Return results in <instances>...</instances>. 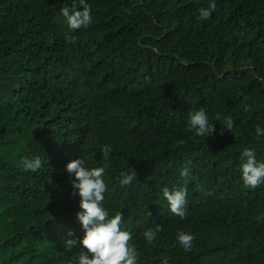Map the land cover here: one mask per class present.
<instances>
[{
	"label": "trees",
	"instance_id": "obj_1",
	"mask_svg": "<svg viewBox=\"0 0 264 264\" xmlns=\"http://www.w3.org/2000/svg\"><path fill=\"white\" fill-rule=\"evenodd\" d=\"M86 2L92 23L70 31L60 9L79 0H0V264H78L66 165L103 167L104 145L103 206L123 213L137 264H264V183L245 189L240 172L245 149L264 162V0H215L207 20L210 0ZM200 108L207 138L187 127ZM35 157L42 167L26 171ZM184 186L181 219L162 189Z\"/></svg>",
	"mask_w": 264,
	"mask_h": 264
},
{
	"label": "clouds",
	"instance_id": "obj_2",
	"mask_svg": "<svg viewBox=\"0 0 264 264\" xmlns=\"http://www.w3.org/2000/svg\"><path fill=\"white\" fill-rule=\"evenodd\" d=\"M79 5L83 9L82 11L75 10V5L72 9L68 6L60 9L70 31L86 28L92 23L91 5L86 0H79ZM215 8V0H210L207 8H199V19H209ZM70 39L73 42L75 40L74 37H70ZM215 120H220L219 114L216 115ZM233 124L234 121L229 117L226 123L229 132H231ZM187 127L196 135L206 138L215 131V124L209 121L203 108L188 114ZM255 133L257 137L264 136V128L256 126ZM101 152L106 161L103 167L89 169L84 166V161L80 158L71 160L66 165V172L74 177L72 184L78 190L80 197L81 211H78L76 216L84 230L82 239L79 241L67 239L66 243L70 249L77 243L82 245L78 264H137L138 252L130 243L132 234L121 227L124 219L123 213L116 212L115 215L110 216L109 211L103 206L104 193L107 190L103 177L105 169L108 167L107 162L111 149L104 145ZM255 156V152L251 149H245L242 153L240 172L242 187L245 189H255L264 183V162H258ZM23 166L26 171L36 172L42 167V161L39 157L25 159ZM181 175L186 177L188 169L185 168ZM120 176L122 177L119 180L121 186L131 184L134 179L132 174L123 172ZM197 188L200 190L198 186ZM162 195L169 204L170 213L184 219L188 195L187 187L184 186L176 190L164 187ZM69 235H72L71 231H69ZM142 235L147 244H152L157 233L152 228H148ZM194 240L195 237L190 233L180 232L177 235V241L185 252L191 251ZM163 264H167V258L164 259Z\"/></svg>",
	"mask_w": 264,
	"mask_h": 264
}]
</instances>
